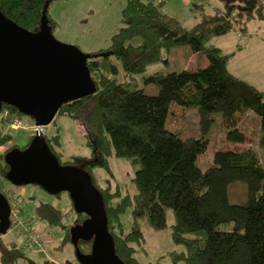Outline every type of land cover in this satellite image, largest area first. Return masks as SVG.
<instances>
[{
	"label": "trees",
	"instance_id": "16d2710c",
	"mask_svg": "<svg viewBox=\"0 0 264 264\" xmlns=\"http://www.w3.org/2000/svg\"><path fill=\"white\" fill-rule=\"evenodd\" d=\"M53 1L0 0V10L25 29L37 31L44 5L48 3L49 7ZM224 1L225 9L213 12L204 11L203 2H193L200 19L186 26L161 9V0H126L121 9V25L110 45L90 52L86 60L95 91L64 103L57 112L83 127L90 155L62 163L55 150L60 143L58 135L45 136L61 164H80L89 173L95 165L110 171L109 157L115 156L126 158L137 167L132 177L136 192H116V201L108 190L94 183L91 175L104 200L116 253L126 264H137L130 243L143 239L142 224L135 219L145 216L147 225L160 231L167 226L169 209L174 214L171 239L184 247L171 253L174 264H264V160L250 147L215 149L213 164L203 171L197 163L203 142L194 137L183 138L165 125L173 102L194 105L203 131L212 125L213 114L220 112L226 128L233 126L227 131L226 140L243 143L246 135L236 122L240 114L251 110L259 117L257 143L264 148V89L231 72L227 63L234 52L223 51L212 43L234 26L231 15L237 4L234 0ZM48 7L46 15L53 29ZM246 10L249 17H264L263 2L247 0ZM176 45H191L207 57L208 65L144 74L150 65L166 61L167 53ZM140 74L144 83L158 85L156 94H146L137 85ZM3 108L13 116L22 115L12 105L2 103ZM7 139L9 135L1 131L0 145ZM30 140L0 152L1 175L8 170L5 153L14 147L25 148ZM238 183L244 186L246 197L244 201L232 202L230 188ZM0 191L12 204L1 187ZM130 207L135 221L125 232L121 216ZM36 213L49 225L62 226L67 240L70 227L87 217L75 212L76 218L67 223L64 213L50 203L37 205ZM230 222L231 229H218L219 224ZM78 247L89 253L91 241L80 240ZM24 255L15 242L6 244L0 238L1 264H16L18 259L26 258ZM43 264L58 263L46 259Z\"/></svg>",
	"mask_w": 264,
	"mask_h": 264
},
{
	"label": "rangeland",
	"instance_id": "374dc122",
	"mask_svg": "<svg viewBox=\"0 0 264 264\" xmlns=\"http://www.w3.org/2000/svg\"><path fill=\"white\" fill-rule=\"evenodd\" d=\"M254 1L264 3V0ZM125 2L126 0H54L48 7V14L54 21L53 34L59 41L75 45L85 53L103 49L110 45L112 35L120 26L121 9ZM193 2H203L204 11L213 12L216 9L224 10L226 1L191 0L187 4L183 0H172L166 9L184 25L191 26L200 19L199 11L192 6ZM234 2L237 5L231 15L233 29L223 36L214 38L212 43L223 51L237 52L236 56L228 62L230 71L237 73L248 82L254 81L256 85H264V63L256 59L260 53V47L254 44V42L262 44L255 36L259 32L264 33V17L262 19L249 17L246 10L247 0H234ZM166 58L164 62L150 65L144 74L156 71L192 70L208 65L207 57L197 53L191 45L172 47ZM137 77V85L143 87L146 94L158 92L156 83H144L141 74ZM10 115L13 120L18 121V124L13 125L11 122L0 120V130L3 134L9 135V139L1 143L0 152L6 151L10 146H23L30 140L31 134L35 133L34 121L31 117L24 114ZM4 117L9 120L7 116ZM213 117L212 125L203 131L196 106H180L173 102L169 108L165 125L168 130L179 133L183 138L194 137L201 143L203 142L197 160L198 166L203 171L213 164L212 156L215 149L242 150L250 147L258 153L261 160H264V148L259 147L257 143L260 120L256 113L249 110L240 114L237 119L236 126L246 135V141L243 143L227 141L226 133L233 126L226 128L225 117L220 112L214 113ZM43 134L46 137L58 135L60 143L55 150L62 163L72 157L90 155L83 127L69 116L57 113L52 121L43 127ZM72 165L81 167L80 164ZM109 165L112 171H107L99 165L92 167L90 173L94 183L99 188L108 190L113 201L117 200L114 198L116 192L121 195H133L136 188L132 177L137 167L132 165L130 160L115 156L109 157ZM0 187L9 196L21 219L30 222L33 235H35V239H29L24 238L18 232L7 230L0 237L6 244L15 242L24 252L26 258L18 259L16 264H43L46 259L53 262L58 261L61 264H80L74 255L71 240L66 239L68 236L64 233L62 226L49 225L36 213L37 205L50 203L64 213V221L72 222L76 214L67 192L50 194L37 184L16 186L1 174ZM230 195L232 202L244 201L246 197L244 186L240 183L234 184L230 188ZM137 219H135L136 222L142 224L143 239L139 243H130L135 249L133 255L137 259V264H174L171 253L183 250L184 247L174 244L171 239L173 212L170 209L167 211V226L160 231L149 227L145 216ZM121 220L125 232L129 231L135 221L131 215V207L122 214ZM232 225V222L221 223L218 229H231ZM27 258H30V262Z\"/></svg>",
	"mask_w": 264,
	"mask_h": 264
},
{
	"label": "water",
	"instance_id": "95a60500",
	"mask_svg": "<svg viewBox=\"0 0 264 264\" xmlns=\"http://www.w3.org/2000/svg\"><path fill=\"white\" fill-rule=\"evenodd\" d=\"M37 31H29L0 10V109L14 106L31 117L38 131L28 145L14 147L4 155L8 170L4 177L12 184H37L50 194L67 192L76 213L87 217L70 227L74 255L80 264H126L116 253L114 239L101 191L82 166L61 164L43 134L60 107L95 91L86 65L89 53L59 41L46 15ZM11 211L7 196L0 191V233L9 228ZM80 240L91 241V251L83 253Z\"/></svg>",
	"mask_w": 264,
	"mask_h": 264
},
{
	"label": "built area",
	"instance_id": "2783aa9c",
	"mask_svg": "<svg viewBox=\"0 0 264 264\" xmlns=\"http://www.w3.org/2000/svg\"><path fill=\"white\" fill-rule=\"evenodd\" d=\"M4 116H7L9 118L5 119ZM12 116L10 115L9 111L7 109H0V120L1 121H8L11 122L13 125H17L18 121L13 120V118H11ZM38 131V126H36L34 124V132L36 133ZM11 205V211H10V215H9V228L8 230L13 231V232H18L21 235H24L26 238L29 239H35V235H33V230L30 227L29 222L24 221L21 219L18 211H15L14 209V205Z\"/></svg>",
	"mask_w": 264,
	"mask_h": 264
},
{
	"label": "crops",
	"instance_id": "0c3cea01",
	"mask_svg": "<svg viewBox=\"0 0 264 264\" xmlns=\"http://www.w3.org/2000/svg\"><path fill=\"white\" fill-rule=\"evenodd\" d=\"M92 1V0H91ZM156 1H160V0H156ZM161 1H163L162 2V7H161V9L163 10V9H165L164 10V12L165 13H167L168 15H170V16H173V14L172 13H169L170 11H168L166 8L170 5V3H171V1L172 0H161ZM191 0H183V2L184 3H189ZM174 17V16H173ZM176 18V17H175ZM120 25H121V23H120ZM120 27V26H119ZM119 27H118V29H119ZM117 29V30H118ZM52 31H53V29H52ZM255 37H257L256 39H258V41H261V43L262 44H258V43H255L254 42V44H256L257 46H259L260 48V53H259V55H257L256 56V59L257 60H259V61H262L263 63H264V33L263 32H259V34H257V36H255ZM231 52V51H230ZM233 52V51H232ZM236 54H237V52L235 51L234 52V55L230 58V59H232L234 56H236ZM229 59V60H230ZM229 62V61H228ZM227 65H228V63H227ZM229 68V67H228ZM230 70V69H229ZM231 72H233V71H231ZM235 75H237V76H239L237 73H235V72H233ZM240 77V76H239ZM240 78H242V77H240ZM242 79H244V78H242ZM246 80V79H245ZM250 83L251 84H253L254 86H256L257 88L259 87V89L260 88H262V89H264V85H256L255 84V82L254 81H250ZM29 224H30V222H29ZM30 227H31V224H30ZM54 262H56V263H59V264H61L60 262H58V261H54ZM0 264H1V262H0Z\"/></svg>",
	"mask_w": 264,
	"mask_h": 264
},
{
	"label": "bare ground",
	"instance_id": "6f19581e",
	"mask_svg": "<svg viewBox=\"0 0 264 264\" xmlns=\"http://www.w3.org/2000/svg\"><path fill=\"white\" fill-rule=\"evenodd\" d=\"M11 206V205H10Z\"/></svg>",
	"mask_w": 264,
	"mask_h": 264
},
{
	"label": "clouds",
	"instance_id": "9594fccd",
	"mask_svg": "<svg viewBox=\"0 0 264 264\" xmlns=\"http://www.w3.org/2000/svg\"><path fill=\"white\" fill-rule=\"evenodd\" d=\"M35 134V133H34Z\"/></svg>",
	"mask_w": 264,
	"mask_h": 264
}]
</instances>
